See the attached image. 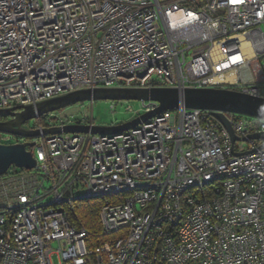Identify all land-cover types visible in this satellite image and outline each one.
<instances>
[{
    "label": "built area",
    "instance_id": "obj_1",
    "mask_svg": "<svg viewBox=\"0 0 264 264\" xmlns=\"http://www.w3.org/2000/svg\"><path fill=\"white\" fill-rule=\"evenodd\" d=\"M157 87L264 97V0H0V109ZM224 114L235 141L184 106L120 133H44L98 126L57 112L38 137L0 132L36 159L0 176V264H264V120ZM95 199L99 242L76 223Z\"/></svg>",
    "mask_w": 264,
    "mask_h": 264
},
{
    "label": "water",
    "instance_id": "obj_2",
    "mask_svg": "<svg viewBox=\"0 0 264 264\" xmlns=\"http://www.w3.org/2000/svg\"><path fill=\"white\" fill-rule=\"evenodd\" d=\"M111 100V101H150L159 105L131 121L111 126L67 125L45 129L44 133L64 132H93V133H120L134 128L142 121H146L164 111L184 106L189 109L199 108L211 110L212 115L219 120L230 132L233 141L238 137L224 112H234L264 120V97L254 96L226 87L184 88L157 87V88H95L76 90L59 97L39 102L36 106L27 105L20 111L15 108L0 109V116H11L12 119L0 121V132L14 134L26 138H35L41 135L39 130L25 131L22 126L31 119L61 110L72 104L83 101ZM250 139L263 141L258 148L264 147V132L253 133ZM246 139V138H245ZM35 142L17 144H0V176L7 173L12 167L33 169L36 159L31 149Z\"/></svg>",
    "mask_w": 264,
    "mask_h": 264
},
{
    "label": "rangeland",
    "instance_id": "obj_3",
    "mask_svg": "<svg viewBox=\"0 0 264 264\" xmlns=\"http://www.w3.org/2000/svg\"><path fill=\"white\" fill-rule=\"evenodd\" d=\"M225 80H233L232 77L224 76ZM115 105V111L111 110V105ZM131 106L132 111H126L127 107ZM143 107L140 101L129 100V101H111V100H94V101H83L79 103L72 104L69 107L63 108L61 110L55 111L60 117H74V119H82L84 117L94 118L95 123L100 126H111L121 123H125L133 120L140 114H143ZM40 122L39 118L31 119L22 126L25 131H30L31 127ZM46 128L48 124L44 123ZM36 149H34V152ZM55 263H57V258L54 257Z\"/></svg>",
    "mask_w": 264,
    "mask_h": 264
},
{
    "label": "trees",
    "instance_id": "obj_4",
    "mask_svg": "<svg viewBox=\"0 0 264 264\" xmlns=\"http://www.w3.org/2000/svg\"><path fill=\"white\" fill-rule=\"evenodd\" d=\"M101 201L100 199H95L80 202L77 210L79 217L76 220V223L85 225L90 230V234H92L93 239L97 242L100 241H98V238L101 236L98 219Z\"/></svg>",
    "mask_w": 264,
    "mask_h": 264
},
{
    "label": "flooded vegetation",
    "instance_id": "obj_5",
    "mask_svg": "<svg viewBox=\"0 0 264 264\" xmlns=\"http://www.w3.org/2000/svg\"><path fill=\"white\" fill-rule=\"evenodd\" d=\"M21 110V108H19V107H17V108H15L14 109V112H18V111H20ZM10 119H12V117L11 116H0V121H7V120H10ZM27 123V122H26Z\"/></svg>",
    "mask_w": 264,
    "mask_h": 264
}]
</instances>
